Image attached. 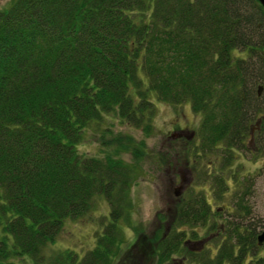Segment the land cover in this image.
<instances>
[{"label":"trees","instance_id":"1","mask_svg":"<svg viewBox=\"0 0 264 264\" xmlns=\"http://www.w3.org/2000/svg\"><path fill=\"white\" fill-rule=\"evenodd\" d=\"M153 95L172 106L189 102L201 115L199 143L189 138L163 162L172 156L186 167L196 149L232 151L252 137L253 125L255 140H264L258 0H12L0 9V264H17L10 259L21 256L38 264L65 221L88 213L97 196L108 203L109 222L94 248L80 260L70 252L60 257L69 264H113L136 169L120 153L140 162L145 144L107 126L110 138L99 137L101 158L77 146L92 122L111 113L150 135ZM238 191L236 206L243 210L245 193ZM199 197L179 195L168 217L204 223L212 211ZM196 201L201 208L193 207ZM215 227L214 220L206 224L204 238ZM165 234L154 248L155 264H185L171 257L184 247L187 258L199 254L202 264H264L250 227H229L212 256L186 234Z\"/></svg>","mask_w":264,"mask_h":264},{"label":"rangeland","instance_id":"2","mask_svg":"<svg viewBox=\"0 0 264 264\" xmlns=\"http://www.w3.org/2000/svg\"><path fill=\"white\" fill-rule=\"evenodd\" d=\"M11 1L0 0V9L6 8ZM153 102L156 114L150 135L146 136L141 128L118 121L111 113L103 116L102 121L92 122L85 132L84 139L77 146L79 153L101 158L103 155L100 152L105 148L101 147L99 137L102 134L107 139L110 138L106 131L107 126L121 138L129 136L136 143L145 144L147 153L142 155L140 162H133L132 156L127 152L120 153L122 160L135 165L136 169L129 190L128 210L118 221V230L124 242L121 243L120 253L113 264H155L154 248L162 237L169 236L165 234L167 232H180L186 234L189 241L198 240L206 245V248H211V256L221 248V243H224L222 239L227 240L229 227H234V230L250 227L256 235L264 232V140L261 135L259 137L262 140L254 138L259 134L256 132L258 126L253 125L252 137L249 138L248 135L244 144L233 148L232 151L230 148L214 147L210 152L201 153L196 149L192 152L193 155H189L190 161L186 167L175 162L172 156H168L171 161L166 163L161 160L162 156L165 153L172 155L170 150L177 146L184 148L189 138H193L195 144L199 143L196 133L201 115L193 113L189 102L172 106L158 101L154 95ZM188 132L189 135L186 136ZM216 179H219V184L222 185H217ZM239 188L245 193L246 207L243 210L236 206L235 194L239 192ZM179 195L198 199L203 195L205 204L210 205L212 217L194 226L180 224L168 217L172 215ZM203 204V201H196L193 207L199 209ZM108 217L107 201L97 196L88 213L65 221L54 241L43 249L38 264H69L60 257L62 253L65 255L67 252L80 260L94 248L95 236L104 231L109 222ZM213 220L216 227L204 238L207 234L206 224H211ZM259 249L261 250L258 253H263L264 242ZM188 254L187 248L184 247L172 253L171 257H180L179 259L185 260V264H202L198 259L199 254H195L193 259L187 258ZM10 261L17 264H34L30 256L11 258Z\"/></svg>","mask_w":264,"mask_h":264},{"label":"water","instance_id":"3","mask_svg":"<svg viewBox=\"0 0 264 264\" xmlns=\"http://www.w3.org/2000/svg\"><path fill=\"white\" fill-rule=\"evenodd\" d=\"M258 2L264 8V0H258ZM257 240H258V244H261L263 242V240H264V232H262L260 235H258Z\"/></svg>","mask_w":264,"mask_h":264}]
</instances>
